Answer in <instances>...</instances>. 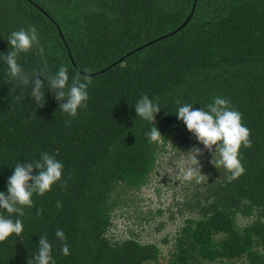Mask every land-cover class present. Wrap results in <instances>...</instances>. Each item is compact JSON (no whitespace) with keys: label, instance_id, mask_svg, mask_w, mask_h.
<instances>
[{"label":"trees","instance_id":"16d2710c","mask_svg":"<svg viewBox=\"0 0 264 264\" xmlns=\"http://www.w3.org/2000/svg\"><path fill=\"white\" fill-rule=\"evenodd\" d=\"M29 26L38 30L44 55L36 46L19 54L25 72L47 63L55 73L63 64L69 84L77 74L91 79L87 107L75 117L59 110L47 86L39 107L32 86L9 78L7 36ZM143 94L161 108L156 142L146 135L154 124L134 110ZM217 96L251 130V147L240 151L244 172L229 181L225 168L200 160L207 184L196 175L174 190V199L181 198L170 220L186 209L198 217L161 239L173 242L169 264H264V0H0V193L7 194L19 162L47 152L64 165L62 180L43 196L34 194L23 217L0 208V215L24 224L21 235L0 242V264H28L41 236L52 244L55 264L158 263L159 245L141 238L143 224L163 212L137 208L140 215L126 218L118 211L160 173L170 142L180 152L200 145L178 108L202 109ZM161 175L170 182L169 171ZM194 179L196 193L184 199ZM62 243L70 255L62 254Z\"/></svg>","mask_w":264,"mask_h":264},{"label":"clouds","instance_id":"9594fccd","mask_svg":"<svg viewBox=\"0 0 264 264\" xmlns=\"http://www.w3.org/2000/svg\"><path fill=\"white\" fill-rule=\"evenodd\" d=\"M7 41L11 49L6 55H3V58L8 65V76L19 85L28 88L32 86L30 97L39 107H44L46 103L45 86H47L48 91L55 95L56 100L59 102V110L65 114L75 117L81 108L87 107V101L89 100L88 87L91 84V79L88 76L81 77L77 74L69 84L68 68L63 64L59 66L55 73H51L47 63H44L39 70L31 74L25 72L18 64V55L29 52L34 46L39 47L38 54L41 57L44 55V49L39 42L38 30L35 27L29 26L27 29L21 28L12 31L7 36ZM41 76L46 80V85L40 79ZM134 110L137 117L154 124L146 135L150 141H158L162 136L161 131L155 124L156 114L161 111L159 104L154 102L147 94H143L137 100ZM176 115L186 125L188 131L194 134L198 142L203 144L205 150L210 152L204 155L202 150L196 146L188 152L189 159H186L185 162L192 161L197 167L181 168L180 172L185 179L197 177L196 175L205 177L200 170V162L197 159L202 154L204 155L203 158H213L211 163L216 168L223 167L230 172L229 181L239 177L244 172L240 151L241 148L251 147V130L243 124L242 114L232 108L225 98L217 96L212 103L202 109H195L191 104H184L178 108ZM65 123L70 125L71 121ZM170 145H172V142L167 145L166 150H171ZM214 146L215 148H213ZM36 169L39 170L38 174L33 175ZM63 170V163L47 152L42 153L39 159L31 160L27 164L17 163L12 175L8 178L7 194L0 193V208L6 210L9 214L15 213L23 217L25 215L23 208L25 206L32 207L33 205V195L43 196L51 191L53 185L62 180ZM170 173V182L162 176L157 180L158 184L155 188L149 189V192L141 194L140 197L141 202L146 203H141V209L145 214L149 210L154 213L161 210L163 212L161 218L168 216V220L172 221L170 220L171 213H169V210L174 207L176 210L177 203L181 198L175 200L173 193L180 185L179 189H183L185 180H174ZM179 181L182 183H178ZM150 184L151 182L143 189L149 187ZM173 202H176V204H169ZM57 207H61L59 202ZM177 217L179 216L176 215V219ZM189 217H186L185 220ZM23 231L24 224L21 219L13 220L0 215V242L6 241L13 234L19 236ZM55 236L62 242L67 239L61 229H57ZM52 249L53 246L48 238L41 236L37 254L32 259H28V264H55ZM61 252L65 256L70 255V248L67 243H62Z\"/></svg>","mask_w":264,"mask_h":264},{"label":"rangeland","instance_id":"374dc122","mask_svg":"<svg viewBox=\"0 0 264 264\" xmlns=\"http://www.w3.org/2000/svg\"><path fill=\"white\" fill-rule=\"evenodd\" d=\"M174 146H176L175 140L172 141V145H170L171 150H167L168 153H164L163 155L161 154L163 159H161L160 173H157L158 171L155 172V175L153 176L152 182L149 185V187L141 190L140 192L138 191L136 193H130L129 199H128L130 201V204L124 206L125 208H122L118 212L124 213L126 211L127 215H125V217L128 216L129 213H131V212H135L136 215H140L141 213H139V211L137 209V208L142 207L141 204H137L141 200L140 195L146 194L147 192H149V189L155 188L158 184L157 180H159L163 176V175H161L162 173H166L167 171L171 172L170 174L174 180H177V179L185 180V181L190 180V179L184 178L183 174L180 172L179 166L181 164H185L187 167L188 166H191L193 168L197 167V165L192 161L191 162H185L186 159H189L188 152L193 147L189 151H184V149H183L180 152V150L179 149H178L179 151L176 150L177 148ZM198 147L202 150V153L204 155L209 152L208 150H205L203 144H200ZM213 148H215V146ZM203 154L198 156L197 159L199 160V162H200V160H203L205 162V167H210V165H212L211 161L213 158H211V159L203 158V156H204ZM200 158H203V159H200ZM200 164H201V162H200ZM200 164H199V167L203 168L202 165H200ZM158 175H159V177H158ZM203 175H205V177L203 179H201V181L203 182V184H207L208 175H206V173H204ZM187 182H190V181H187ZM199 182L196 179H194L191 182L189 189H186V191H185L184 199H191L192 196L195 195L196 187H198V185H196V184ZM180 186H178V188ZM201 188L202 189H199V192L203 193L204 187H201ZM141 203L146 204L144 201H142ZM188 216L198 217V213H196V211L192 212V211L186 209L184 212V215L180 214V216L177 217L176 221L175 220L169 221L168 216H166V217L164 216L163 218L158 217L159 219L157 218L158 219L157 221H156V218L154 217V220L151 221L149 224H146V225L143 224V226H145V228H144L145 231H142L141 242L142 243L155 242L159 245V247L161 248V251H162V259L158 263L150 262V263H146V264H169V258H170L169 251L172 250V248H173V245H172L173 242H171L169 245H165L161 242V239L163 238V236L175 237V234L184 225L185 218ZM162 223H164L166 226L164 225L159 230V226ZM221 264H225V263H221ZM235 264H244V263L242 260H238V261H236Z\"/></svg>","mask_w":264,"mask_h":264},{"label":"water","instance_id":"95a60500","mask_svg":"<svg viewBox=\"0 0 264 264\" xmlns=\"http://www.w3.org/2000/svg\"><path fill=\"white\" fill-rule=\"evenodd\" d=\"M187 21H188V20H187ZM187 21H186V22H187ZM186 22H185L183 25H185V24H186Z\"/></svg>","mask_w":264,"mask_h":264}]
</instances>
